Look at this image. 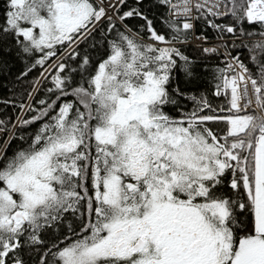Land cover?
I'll return each instance as SVG.
<instances>
[{
  "label": "snow or ice",
  "instance_id": "snow-or-ice-1",
  "mask_svg": "<svg viewBox=\"0 0 264 264\" xmlns=\"http://www.w3.org/2000/svg\"><path fill=\"white\" fill-rule=\"evenodd\" d=\"M7 78L0 264H264V0H0Z\"/></svg>",
  "mask_w": 264,
  "mask_h": 264
},
{
  "label": "trees",
  "instance_id": "trees-1",
  "mask_svg": "<svg viewBox=\"0 0 264 264\" xmlns=\"http://www.w3.org/2000/svg\"><path fill=\"white\" fill-rule=\"evenodd\" d=\"M128 4H134V0H128ZM126 10V9H125ZM227 22V21H225ZM127 23H129V25L133 26V27H137L139 24H142L143 21L138 20V19H130L129 21H127ZM159 26V25H158ZM198 30H199V25H198ZM209 35L211 36L212 33H209ZM189 54H193L191 52V50H189ZM247 53L243 52L242 53V58H246ZM10 68H11V74L12 76H15L16 74H18L20 71L23 70V65L18 62L15 61L14 59L11 61L10 63ZM40 71V69H36L34 70L29 77L27 78L28 80H32L33 77L38 75V72ZM4 83V87H0V99L7 97V96H11L13 93H15V97L16 99L19 98L20 94H21V90L26 87V85L24 83H14L13 80L11 78H7L3 81ZM207 90L209 92V98L212 99V102L214 104L219 103L218 100H216L215 98H212L210 96V85L208 84L207 79L204 81L203 84H201L199 91H205ZM43 95V93H41L40 96H37V99L41 98V96ZM188 107H191V104L189 103L187 105ZM18 111V110H17ZM16 115V111L13 110V108L11 106H5L2 103H0V117H12L15 118ZM13 147H15V144H13Z\"/></svg>",
  "mask_w": 264,
  "mask_h": 264
}]
</instances>
